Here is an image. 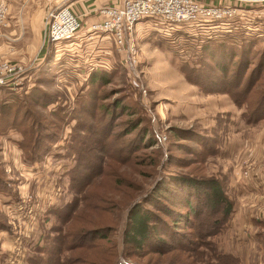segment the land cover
Listing matches in <instances>:
<instances>
[{"label":"rangeland","instance_id":"1","mask_svg":"<svg viewBox=\"0 0 264 264\" xmlns=\"http://www.w3.org/2000/svg\"><path fill=\"white\" fill-rule=\"evenodd\" d=\"M11 1L13 10L24 7L33 11L36 7L31 0ZM211 1L233 7L237 3V0ZM3 2L7 19L9 3L6 0ZM240 3L244 4L241 9H244L246 17L230 22L235 27L237 24L241 26L232 28V31H214L212 38L206 33L190 35L174 32L169 35L160 31L154 22H141V31L135 33L140 56L138 78L129 74L122 54L112 40L97 38L93 43L82 40L79 46L76 43L67 45L72 42L59 47L48 45L45 18L41 19L42 49L37 64L33 66L32 62L31 67L35 68L18 77L11 86L0 85V116L4 103L22 101L18 104L24 107L23 110L30 108L29 112L37 123L48 124L49 131L39 138H56L51 141V146H47L50 151L43 159L30 162L27 158L34 150L31 139L34 141L37 134L29 136L28 130L25 134L22 131L24 125L21 129L17 126L4 128L0 121V174L12 188L11 193L0 192V218L6 224V228L0 229V264L6 262L2 253L6 248L4 236L21 234L22 239L17 241L15 250L20 252L26 248L22 264H27L34 247L43 245L50 229L61 225V221L49 214V210L66 206L76 196L82 198L81 203L73 219L65 224V229L84 226L110 228L108 238L100 242L104 248H95L88 253L93 258L98 257L96 264H107L105 260L113 264L125 261V258L141 264H182L177 257L155 253L135 255L134 249L124 244V229L131 209L137 203L145 202V196L162 180H167L170 185L169 180L173 176H216L231 179L234 186L241 188L236 180V171L241 160L251 151L248 145L264 134V125L248 124L243 116L248 111L247 104L238 106L227 93L203 91L189 81L182 69L185 62L196 64L202 56L201 46L211 40H224L235 45H241L243 40L252 41L259 58L264 50V3L238 1ZM107 4L113 3L101 7ZM101 7L96 11L98 15ZM0 25L4 23L0 22ZM249 26L252 29L247 28ZM86 30L84 27L82 33ZM0 37L9 39L7 33ZM72 46L71 50L67 49ZM58 48L63 50L58 51ZM99 48L112 50L111 55L106 54L110 58L105 59L102 52L97 55ZM252 57L250 55L249 62ZM100 60L107 61L110 68H105ZM7 62L12 67L16 66L15 70L20 69L19 65L23 68L30 66L18 59L0 57V76H3V67ZM251 67L253 65L248 70ZM262 71L260 82L250 95L253 101L264 88V67ZM95 72L105 73L107 82L92 84L91 74ZM34 94L37 97L28 98ZM81 102H86L87 112L84 114L76 111ZM89 107L93 108V113L88 111ZM57 110H62L59 116H63L64 121L61 123L53 115ZM91 115L95 117L91 118ZM52 123L57 127H52ZM138 123V129L134 130ZM39 124L36 133H39ZM84 124L96 129L99 134L93 137L100 138V141L103 140V133L110 130L106 151L100 148L96 152L98 160H102L101 164L104 162L103 174L76 193L71 185V176L79 147L82 144H101L88 137L89 131L74 130L77 125ZM41 126L44 127L43 124ZM178 129L186 138L176 135ZM149 130L151 135L143 137L144 132ZM191 131L196 140L187 139ZM79 134L81 138L75 141V136ZM197 141L204 144L199 145ZM44 144H48L47 141ZM144 204L157 212L152 204ZM216 242L219 247L226 244L222 240ZM199 250L185 262H214L206 247Z\"/></svg>","mask_w":264,"mask_h":264},{"label":"trees","instance_id":"2","mask_svg":"<svg viewBox=\"0 0 264 264\" xmlns=\"http://www.w3.org/2000/svg\"><path fill=\"white\" fill-rule=\"evenodd\" d=\"M245 42L243 40L241 45H235L224 40L207 41L201 46L202 56L198 62L196 64L185 62L182 64V69L189 81L199 86L203 91L227 93L238 106L242 107L247 104L248 111L243 116L248 124H256L264 119V88L254 101L250 95L260 82L264 67V50L257 58L255 43L248 40ZM250 55H253L251 62H249ZM250 65L253 67L248 70ZM97 82L105 84L107 82L106 74L92 73L91 83ZM38 92L42 93L40 90ZM32 97L37 96L34 94L28 98ZM21 102L4 103L1 106L0 121L4 128L17 126L21 129L25 126L22 130L25 134L28 130L30 131L29 136L34 133L38 135L35 136L34 141L31 139L34 150L27 158L30 162H35L43 159L50 151L47 146H51V141H54L56 137L49 136V142V137L39 138L49 131H47L48 124L42 123L43 127L41 123H37L29 112L30 108L23 110L24 107L19 105ZM118 105L116 104V106ZM76 111L86 113V102H81ZM88 111L93 113L94 110L89 107ZM61 112L62 110H57L56 113H53L60 120L59 123L64 121L63 116H59ZM94 117L91 115V118ZM38 124L40 130L39 133H36L39 129ZM51 126L57 127L55 123H52ZM138 127L139 123L134 130ZM76 129H80L83 133L85 130L89 131V138L99 134L94 127H88L85 124L77 125L74 130ZM109 130L103 133L101 141L100 138L93 137L98 143L101 142L100 145L82 144L79 147L76 165L72 169L71 176V185L76 193L83 191L103 174L104 162L101 164L102 160H98L96 152L100 148L106 151ZM182 132L178 129L176 135L186 138L181 136ZM144 133L143 137L151 135L150 130ZM188 135L190 136L187 139L191 137L196 140L193 131ZM78 138H81L80 134L78 137L75 136L74 140L76 141ZM45 141L48 144L45 145ZM197 142L199 145L204 144V142ZM192 150L193 153H196L194 148ZM91 151L92 153H90ZM93 151H95L94 154ZM169 181L170 185L167 184V180L159 182L153 191L145 196V202L137 203L131 209L124 229V244L131 246L135 255L155 253L160 256L177 257L182 264H188L185 260H190L189 257L199 252V248L204 246L211 252V258L214 261L211 264H243L239 256L225 252L216 242V238L228 228L236 208V200L229 192V179L189 174L173 176ZM11 191L12 188L7 185L0 174V192L11 193ZM81 199L76 196L66 206L52 207L49 210V214L55 215L64 226L57 224L50 229V232L45 236L44 244L34 247L33 253L27 258V264H96L98 257L93 258L88 253L95 248H104L100 242L101 239L108 238L109 226L65 229V224L73 219L74 213L79 208ZM144 203L152 204L157 212L150 206H145ZM2 228H6V224L0 218V229ZM105 262L109 264L108 260ZM113 264L141 263L125 258V261H115Z\"/></svg>","mask_w":264,"mask_h":264},{"label":"built area","instance_id":"3","mask_svg":"<svg viewBox=\"0 0 264 264\" xmlns=\"http://www.w3.org/2000/svg\"><path fill=\"white\" fill-rule=\"evenodd\" d=\"M75 1L63 0L47 12L45 39L48 44H55V47H59L63 43L72 42L67 45L76 43L79 46V43L83 42L82 40L91 41L90 43L96 41L94 39L97 38H101L103 41L105 39L112 40L120 50L129 74L135 78H138L140 73L137 68L140 56L135 33L139 32L138 25L144 20L154 22L153 24L165 34L171 35L174 32L190 35L206 33L208 37L212 38L214 31L233 30L235 25L230 21H241L246 17L243 14L244 9H241L244 4H238V1L264 3V0H237L233 7L207 3L202 0H122L121 3L107 4L101 7L98 21L84 23L73 7ZM5 20L6 6L3 0H0V22L5 23ZM240 21L239 23H241ZM148 25L149 23H147ZM239 26L241 24H237L235 28ZM84 27L87 30L82 33ZM72 47L67 49L71 50ZM57 50L63 49L58 48ZM100 61L104 63L105 68H110L107 61ZM15 67H12L9 62L4 64V74L7 72L8 74L0 76V85L11 86L18 77L28 74L31 69L19 65L20 69L15 70ZM143 91L146 92V89L143 88ZM19 231L21 232V229ZM21 239V234H16V242Z\"/></svg>","mask_w":264,"mask_h":264},{"label":"crops","instance_id":"4","mask_svg":"<svg viewBox=\"0 0 264 264\" xmlns=\"http://www.w3.org/2000/svg\"><path fill=\"white\" fill-rule=\"evenodd\" d=\"M6 1L11 6L8 4L6 22L4 25H0V36L7 33L9 39L0 37V57L23 61L26 65H30V71H32L31 66L37 64L42 49V30H39L42 25L41 19L45 18L48 9L53 8L61 0H36V2L31 0L36 6L33 11L26 10L24 7L13 10V3H10L12 1ZM121 1L76 0L73 7L84 22L88 23L99 17L96 11L103 4H118ZM203 1L213 2L211 0ZM138 29H141L139 25ZM234 29L236 28L234 27ZM249 29H252L251 26ZM111 51L107 48H99L97 53L101 54L102 52L105 54L104 58L108 59L110 56L108 57L106 54L111 55ZM48 52L49 47L46 50L45 58ZM254 125H264V119ZM248 147L251 151L246 158L241 160L236 171V180L241 188L234 186L233 181L229 179V192L236 200L235 211L228 228L216 240L226 242L222 246L220 244V248L225 252L239 256L243 264H264V134H260ZM3 240H5L3 244L6 246L5 250H2L6 260L4 264H22L27 250L24 248V250L16 252V234L4 236ZM251 259L252 262H250Z\"/></svg>","mask_w":264,"mask_h":264}]
</instances>
